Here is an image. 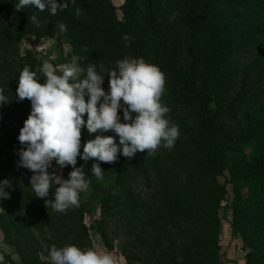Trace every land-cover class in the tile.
<instances>
[{
	"label": "trees",
	"instance_id": "obj_1",
	"mask_svg": "<svg viewBox=\"0 0 264 264\" xmlns=\"http://www.w3.org/2000/svg\"><path fill=\"white\" fill-rule=\"evenodd\" d=\"M18 2L0 0V88L9 100L0 104V181L11 184L4 189L9 198L0 197V230L19 264H52L47 261L52 245L86 249L88 243L84 204L64 213L47 208L45 200L54 199L55 183L48 197L39 198L30 185L33 173L17 166L18 150L25 147L19 132L31 112L30 100L16 96L19 73L28 66L40 76L35 56L29 51L19 54L17 46L26 36L38 41L61 33L58 22L67 26L61 34L69 55L85 57L78 60L79 66L93 64L104 74L115 69L118 60L143 58L167 78L171 98H161L170 109L166 115L177 119L175 107L180 103L188 109L190 128H183L184 140L175 141L165 161L157 152L146 151L131 159L118 153L113 163L77 157L76 167L82 168L85 179L93 163H99L103 174L114 171L112 185L122 193L128 178L139 174L149 180L153 170L158 196L149 218L159 224L148 222L130 230L127 241L139 264H221L217 211L226 188L216 176L224 171L232 194L230 232L238 234L247 249L244 264H264V94L246 101L264 87V0H122L117 7L112 0H57L62 6L55 16L35 6L17 11ZM165 7L173 13L170 20H161L160 8ZM33 14L39 27L30 19ZM124 34L131 38L128 46ZM38 82L44 83V78ZM102 87L109 91L107 74ZM118 114L124 122L123 108ZM101 134L114 136L119 144L114 132L90 134L85 124L80 153L88 140ZM54 166H59L55 160L50 172ZM175 167L182 168V177ZM61 171L69 177L72 166ZM119 194L102 196L104 209L120 203ZM26 215L47 227L43 243L24 225ZM162 238L165 245L159 242ZM137 247H144L145 254L139 256ZM1 255L5 263L16 264Z\"/></svg>",
	"mask_w": 264,
	"mask_h": 264
},
{
	"label": "clouds",
	"instance_id": "obj_2",
	"mask_svg": "<svg viewBox=\"0 0 264 264\" xmlns=\"http://www.w3.org/2000/svg\"><path fill=\"white\" fill-rule=\"evenodd\" d=\"M26 6H35L40 12L47 9L55 16L62 4L57 0H19L15 9L19 11ZM75 11L79 16L80 9ZM30 19L40 26L34 14ZM57 26L61 33L67 31L64 23L58 22ZM123 40L128 46L131 38L124 34ZM83 59L73 55L71 62L59 69L44 61L39 68L44 83L38 82L37 72L25 66L19 73L16 89L18 100L31 102V112L18 136L25 147L18 150L17 166L33 173L30 185L39 198L48 197L55 183L54 199H46L45 205L59 213L78 208L79 193L88 187L82 168L76 167L78 155L85 162L94 158L113 163L118 153L131 159L138 151L154 155L161 146L171 150L179 137L178 126L166 118L170 109L161 103L165 76L157 66L143 58H124L116 62L115 69L100 74L93 64L86 68L79 66L78 60ZM100 67L103 71V65ZM105 74L109 76L107 92L102 87ZM3 91L0 88V104L9 102ZM120 108H123L124 122L118 114ZM85 124L90 134L114 132L119 144L112 135H96L84 144L81 154V128ZM53 160L61 168L72 166L68 179L49 171ZM103 172L99 163H93L92 173L98 180L103 179ZM6 187H11L10 181H0V197L9 198V193L4 191ZM48 252L52 264H116L111 253L92 248L52 245ZM0 264H5L3 255H0Z\"/></svg>",
	"mask_w": 264,
	"mask_h": 264
},
{
	"label": "rangeland",
	"instance_id": "obj_3",
	"mask_svg": "<svg viewBox=\"0 0 264 264\" xmlns=\"http://www.w3.org/2000/svg\"><path fill=\"white\" fill-rule=\"evenodd\" d=\"M121 1L122 0H112L116 7ZM160 14L162 15L161 20H170L173 17V13H169L168 7H165V9L160 8ZM116 15L118 17L120 16L117 9ZM25 51H29L37 59L38 71L44 61H48L50 65L56 69L71 62L67 41L59 32L52 37H44L38 41H34L31 36H26L17 46V52L19 54ZM41 77L43 78L42 75ZM166 80L167 78L165 76V89L161 96L163 99H166V96L171 98L169 95L170 90L166 86ZM258 93L264 94V87L258 92H251L246 101L257 98ZM87 99L88 97L85 96V100ZM175 112L177 114V119H173L169 115H166V118L169 119L170 123H174L178 126V139L184 140L185 135L183 128H190L191 118L189 117L188 109L181 103L175 107ZM249 114L251 116L255 115L254 107H251ZM85 118L87 119L86 114L84 115V119ZM175 148L176 146L172 149L175 150ZM169 151V149L161 146L156 152L161 157L160 159L166 160ZM175 168V174L182 177V168ZM53 170L63 179L69 178L63 175L60 166H54ZM91 173H88L89 175L86 177V181H88L87 189L79 193V200L84 204L83 221L88 227V243L86 248H92L100 253H111L116 260V264H139V260L132 255V250L128 249L127 241L131 235L129 233L130 230H136L139 226H146L148 222H152L151 225L159 224L157 221H153L149 218V214L155 212L156 208L154 209V203L157 201L158 196L155 185L156 178L153 174V170H149L147 175L149 180H146V178L139 174L136 178H128L124 193H122L119 187L112 185L115 177L114 171H108L103 174L102 180H98L93 173ZM227 177L226 171L216 176L217 182L221 185L223 184L226 188L225 197L220 201V207L217 211L220 224L217 237L219 246L218 253L221 264H244L243 257L247 249L242 244L241 237L238 234H232L230 232L228 225L230 221L232 194L230 191L231 185L227 181ZM92 179L97 183L96 187L93 186ZM118 192H120L118 195L120 203L117 202L113 204L112 207H109V209H104L102 196L111 194L113 197V194L116 195ZM131 196L134 202H132ZM101 204L103 209H101ZM24 225L34 234L39 242L42 241L43 243V239L46 238L48 233V229L44 224L35 222L26 215L24 217ZM159 242L162 245L167 243L163 238L160 239ZM7 244V239L3 237V233L0 230V255L6 254L14 263L19 264V259L14 253L13 247ZM67 245L70 244H64V246ZM137 249L139 256L145 254L144 247H137ZM38 255L40 256V253H38ZM47 261H51L49 257Z\"/></svg>",
	"mask_w": 264,
	"mask_h": 264
}]
</instances>
